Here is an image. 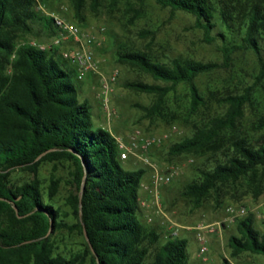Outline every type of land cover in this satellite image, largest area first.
Instances as JSON below:
<instances>
[{"label": "trees", "instance_id": "1", "mask_svg": "<svg viewBox=\"0 0 264 264\" xmlns=\"http://www.w3.org/2000/svg\"><path fill=\"white\" fill-rule=\"evenodd\" d=\"M70 1L80 24L86 2L93 12L102 5V0ZM154 1L161 8L193 16L205 42L220 38L223 62L168 59L135 49L119 51V62L160 82L125 83L133 91L155 96L149 107L136 104L146 117L164 118L166 97L185 84L190 95L186 117L190 118L204 106L195 79L230 66L233 54L241 50L255 55L256 80L264 78V0H248V4L240 0ZM49 2L0 0V264H187L186 239L169 236L156 248L159 234L140 221L139 190L145 171L124 170L116 138L92 127L89 105L79 100L72 82L73 75L77 78L75 67L63 60L61 48L42 49L31 41L39 30L48 36L56 34L53 18L39 9ZM116 2L110 0L109 5L114 7ZM144 2L126 0L123 14L128 25L143 18ZM217 27L220 30L214 33ZM138 36L149 39V48L154 42L149 31L141 30ZM252 91L253 87H247L222 98L223 114L203 120L189 137L168 147L171 157L208 156L197 179L181 192L195 208L221 186L245 185L255 197L264 189V117L246 134L238 124L244 107L251 104ZM255 133L259 137L254 138ZM44 161L67 164L65 202L75 220L71 226L59 219L61 212L52 205L61 183L54 171L46 199L43 195L38 169ZM19 170L31 173L32 178L13 185L9 178ZM50 227L52 234L48 235ZM62 228L76 231L82 240L80 248L67 256L55 251L53 236ZM237 230L239 236L228 238L231 257L242 253L264 257V232L254 226L253 215L240 220ZM221 264L232 262L222 257Z\"/></svg>", "mask_w": 264, "mask_h": 264}, {"label": "rangeland", "instance_id": "2", "mask_svg": "<svg viewBox=\"0 0 264 264\" xmlns=\"http://www.w3.org/2000/svg\"><path fill=\"white\" fill-rule=\"evenodd\" d=\"M240 1L249 3L248 0ZM109 2L110 0H102V5L96 12H93L86 2L81 11L83 24L74 18L75 12L70 0H50L48 7H39V9L44 15L54 14L65 20L79 23L83 28L96 33L97 45L94 47V57L100 72L106 75L113 72L117 74L116 82L108 95L107 110L103 104L98 75L88 74L81 80L77 79L76 75L72 76L79 100L86 101L89 105L92 127L105 129L121 140H125L134 129L141 130L148 137L162 138L159 145L149 149L148 158L159 172L164 173L170 167H175L176 173L168 184L158 188L157 195L140 186V221L146 228L153 229L159 234L156 248L165 242L171 230L175 228L177 237L187 241V264H221L222 257L229 259L232 264H264L263 256L251 253H242L232 258L231 249L228 246L230 236H239L237 223L248 215H253L254 226L262 233L264 232V189L261 195L255 197L251 189L245 185L221 186L216 194H211L199 207L195 208L181 195V192L185 185L197 179L198 169L209 161L208 156L171 157L168 154V147L189 137L195 125L225 112L226 106L221 101L222 98L229 94L242 93L247 87H253L251 104L244 107L243 117L238 123L239 130L246 134L253 123L264 117V78L261 81L256 80L259 68L255 55L248 50L235 52L230 66L198 76L195 84L203 98L204 106L190 118L186 117L190 95L185 84L178 85L176 90L166 97L164 111L166 110L167 114L164 118H148L140 108L136 107V104L149 107L154 103L155 96L133 91L125 87V83L142 81L159 84L160 82L153 80L150 75L135 67L119 62L117 53L121 50L135 49L149 51L168 59H193L221 64L223 62L222 40L216 38L212 43L205 42L202 31L194 25L193 16L181 11L173 12L169 8H161L154 0H145L144 16L133 25L126 23L123 14L126 0H117L114 7H111ZM101 27L105 28L103 33L99 32ZM141 30L149 31L154 35V42L150 48L147 44L149 39L144 40L138 36ZM218 30H220L219 27L214 30V33ZM38 32V36L31 41L48 47L53 35L48 36L40 30ZM71 45L73 44L70 41L64 42L60 51ZM253 137L257 138L259 134L255 133ZM119 162L126 171L143 169L145 174L141 184L150 183L153 173L150 166L133 156ZM53 171L61 183L52 198V205L60 210L59 219L71 226L75 220L65 202L68 195L67 164H57L53 161H44L40 164L38 177L42 184L43 195L46 199L49 178ZM31 178V173L19 170L13 172L9 179L11 184L20 185ZM227 206L242 207L246 210V215L230 220L225 210ZM148 218L151 220L149 221ZM206 224L214 225L219 237L205 236L208 261L203 262L199 257L200 242L196 239L194 228ZM53 237L56 243L55 251L65 256L78 250L82 241L76 231L66 228L56 231Z\"/></svg>", "mask_w": 264, "mask_h": 264}, {"label": "built area", "instance_id": "3", "mask_svg": "<svg viewBox=\"0 0 264 264\" xmlns=\"http://www.w3.org/2000/svg\"><path fill=\"white\" fill-rule=\"evenodd\" d=\"M53 18V25L56 34L52 37L50 46L62 48L63 43L66 41L72 42L69 48L60 51L63 60L72 64L77 73L78 79H83L88 74H95L99 76V84L103 94V104L105 109H108L109 98L108 95L112 90L113 84L116 82L117 74L115 72L108 75L103 74L99 70V66L94 57V47L97 45V34L92 30L80 27L76 23L65 20L54 14H50ZM104 27L99 29L103 33ZM40 48H47L46 46L39 45ZM118 148L120 150L119 157L121 160H126L130 156L135 157L140 162L150 166L153 170L151 181L149 184H141L144 189H148L155 195L158 194V188L162 185L168 184L176 173L175 167H170L167 172H159L154 165L151 164L148 158V151L151 147L159 145L162 142L161 137H148L145 136L141 130L134 129L132 133L127 135L125 140L117 139ZM226 212L233 220L235 217H242L246 215V210L242 207L234 208L232 206L226 207ZM150 221L151 218H148ZM196 239L200 242L199 257L203 262H207L206 256L208 248L205 244L206 235H211L214 238L219 237L217 229L214 225H200L194 228ZM178 233L175 228L170 232L171 237H177Z\"/></svg>", "mask_w": 264, "mask_h": 264}, {"label": "water", "instance_id": "4", "mask_svg": "<svg viewBox=\"0 0 264 264\" xmlns=\"http://www.w3.org/2000/svg\"><path fill=\"white\" fill-rule=\"evenodd\" d=\"M41 156H42V155H41ZM41 156H40V157H41ZM40 157H39V158H40ZM39 158H38V159H39ZM82 190H83V187H81V191H82ZM2 200H3V199H2ZM13 209L15 210L16 213L18 212V211H17V208H16L15 206L13 207ZM51 231H52V227H50V230H49V232H48V235H50ZM83 235H84V238H85L86 240H88L85 230H83Z\"/></svg>", "mask_w": 264, "mask_h": 264}, {"label": "crops", "instance_id": "5", "mask_svg": "<svg viewBox=\"0 0 264 264\" xmlns=\"http://www.w3.org/2000/svg\"><path fill=\"white\" fill-rule=\"evenodd\" d=\"M148 196V195H147ZM190 232V231H189Z\"/></svg>", "mask_w": 264, "mask_h": 264}]
</instances>
